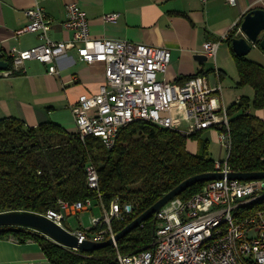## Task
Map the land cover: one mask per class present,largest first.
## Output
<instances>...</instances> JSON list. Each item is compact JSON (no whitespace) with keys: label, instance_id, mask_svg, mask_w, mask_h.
Masks as SVG:
<instances>
[{"label":"built area","instance_id":"2783aa9c","mask_svg":"<svg viewBox=\"0 0 264 264\" xmlns=\"http://www.w3.org/2000/svg\"><path fill=\"white\" fill-rule=\"evenodd\" d=\"M226 3L234 6L236 0ZM66 12L63 26L72 37L54 42L48 37L52 22L44 10L38 5L26 9L23 13L28 24L14 35L36 33L41 43L26 50L12 48L8 55L10 67L0 75H13L27 60H37L48 67V74L58 75L61 60L73 59L70 52L75 51L78 62L103 64L105 74L97 94L82 95L71 106L75 131L82 141L97 137L111 149L119 132L135 121L151 122L186 137L214 129L227 154L225 160L215 162L213 172L232 173L227 162L231 149L229 119L221 102L220 83L211 85L204 75L179 86L161 80L159 75H164L170 65V50L126 40L91 38L89 21L80 6L69 4ZM117 18L118 14L112 13L104 15L103 20L115 22ZM240 32L235 24L219 40L207 42L206 55L215 59L221 41ZM176 123L187 128L177 129ZM86 177L88 187L97 193L96 200H58L55 209L41 215L72 233L79 244L112 240L115 264H264V208L255 204L264 197V180L224 177L207 182L189 198H173L155 214L151 248L123 255L115 241L113 223L123 221L132 208L117 197L104 205L93 164L86 167ZM95 201L102 216L92 218L93 227L68 230L65 217L90 209Z\"/></svg>","mask_w":264,"mask_h":264},{"label":"trees","instance_id":"16d2710c","mask_svg":"<svg viewBox=\"0 0 264 264\" xmlns=\"http://www.w3.org/2000/svg\"><path fill=\"white\" fill-rule=\"evenodd\" d=\"M234 35L227 38L229 44ZM230 49L239 77L237 87H251L254 96H242L227 109L231 138L227 162L232 172H264V123L251 113L264 109V67ZM200 134L186 137L151 122L135 121L107 149L99 138L82 141L76 131L58 124L27 127L15 118L0 120V213L44 214L55 209L58 200H96L97 193L88 187L86 177V167L93 164L104 205L117 197L132 208L123 221L113 223L119 233L184 180L214 171L208 141ZM189 141H198L197 153L188 151ZM206 183L188 188L180 197H191ZM255 204L264 208V197ZM153 231L151 218L118 241L119 252L128 255L150 249ZM6 238L37 242L52 264H115L112 247L73 252L29 229L0 228V240Z\"/></svg>","mask_w":264,"mask_h":264},{"label":"crops","instance_id":"0c3cea01","mask_svg":"<svg viewBox=\"0 0 264 264\" xmlns=\"http://www.w3.org/2000/svg\"><path fill=\"white\" fill-rule=\"evenodd\" d=\"M69 4H77L86 13L91 38L170 50L169 68L159 79L179 86L194 75H204L211 85L220 83L226 110L242 96L253 98L251 87H237L239 77L227 39L221 41L215 59L206 55L205 45L222 38L235 24L240 28L248 12L264 9V0H236L234 6L226 0H0V61L10 67L12 48L26 50L41 43L36 33L14 35L28 24L23 12L37 5L52 22L48 37L54 42L69 40L72 33L63 26ZM112 13L118 14L117 20L105 22L104 15ZM70 55L73 59L61 60L58 75L48 74V67L37 60L25 61L11 76L0 75V120L15 118L27 127L54 123L75 132L71 106L82 95L97 94L105 74L103 64L78 62L75 51ZM247 58L264 67V51L259 46L253 47ZM251 113L264 123V109ZM203 132H211L219 141L216 131ZM187 149L197 153L198 141H189ZM0 264L52 263L37 242L6 238L0 240Z\"/></svg>","mask_w":264,"mask_h":264},{"label":"water","instance_id":"95a60500","mask_svg":"<svg viewBox=\"0 0 264 264\" xmlns=\"http://www.w3.org/2000/svg\"><path fill=\"white\" fill-rule=\"evenodd\" d=\"M241 37H235L231 40L232 51L238 57L247 56L253 47L259 46L264 51V9H256L248 12L240 25ZM207 58L205 57V60ZM9 68V63L0 61V71H6ZM227 177L229 180L237 181H254L264 180V172L239 173L232 172L224 175L221 172H209L189 177L181 182L176 188L164 195L153 206L141 214L138 218L128 224L115 236V241L118 242L126 235L130 234L140 224L153 218V229L155 228V214L173 198L180 196L188 188L202 182H210L214 180H222ZM12 227L29 229L53 243L66 248L76 249L79 252H90L100 250L112 245V240H107L101 243L85 241L79 244L78 239L69 231L47 219L45 216L27 212V211H10L0 213V228ZM154 240V231H153Z\"/></svg>","mask_w":264,"mask_h":264},{"label":"rangeland","instance_id":"374dc122","mask_svg":"<svg viewBox=\"0 0 264 264\" xmlns=\"http://www.w3.org/2000/svg\"><path fill=\"white\" fill-rule=\"evenodd\" d=\"M229 78L230 76L226 78L227 84L230 81ZM72 126H74V124ZM175 127L177 129L187 128L184 124H177V123ZM211 132H207L206 134L205 132H203L201 134L202 136L201 139L208 140V143H209L208 152L210 154L211 159H213L214 162H221L226 159V150H224V147L221 145L219 141H216V139L214 140V138L211 137ZM101 216H102L101 207L98 204H94L90 209L86 211H82L78 215H73V216H68V217L66 216L64 219V225L70 231H75L78 228L88 230L93 227L92 218H100Z\"/></svg>","mask_w":264,"mask_h":264}]
</instances>
